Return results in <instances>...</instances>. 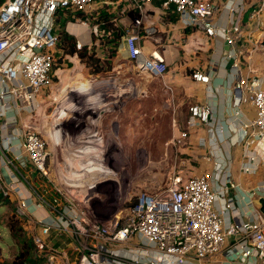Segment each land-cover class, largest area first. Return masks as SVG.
I'll return each instance as SVG.
<instances>
[{
    "label": "built area",
    "instance_id": "obj_1",
    "mask_svg": "<svg viewBox=\"0 0 264 264\" xmlns=\"http://www.w3.org/2000/svg\"><path fill=\"white\" fill-rule=\"evenodd\" d=\"M107 5H117L119 13L124 15L121 20L131 18L129 22L122 21L126 26L121 45L135 68L153 77H165L169 71L163 49L151 46L146 39L157 32L152 17L156 13L163 19L175 15L185 28L199 29L209 36L221 35L231 45L242 32L236 4H228L231 27L223 28L215 22L221 7L219 0H3L0 3V128L9 129L25 111H34L40 105L37 95L52 85L55 76L59 77L62 66L56 67L58 57L70 56L59 48L55 30L57 10L72 11L76 15L74 23L90 33L87 41L77 39V49H82L85 45L102 44V38L111 33L104 21L98 20V14ZM263 7L261 0L256 13ZM76 12H85L87 16H78ZM92 16L97 21L90 23ZM113 20L118 25L117 18ZM72 57H78V52ZM193 75L199 80H209V75L199 71ZM234 87L241 92L235 100L236 113H240L243 103L255 108V116L247 118L241 126L244 145L253 151L245 153L243 169L255 171L258 155L254 146L264 139V76L240 77ZM189 110L186 127L178 128L175 143L185 145L195 126L208 123L213 131L210 146L215 147L222 137L218 138L212 127L210 106L192 104ZM16 140L22 150L11 157L8 151ZM1 141L0 166L3 162L14 167L10 185H5L0 176L9 194L29 165L48 174L49 146L38 126L24 124ZM212 155L210 152L205 156L211 159ZM214 164L212 171L202 173L182 169L170 176L161 190H141L123 215L105 221L92 219L86 209L70 198L65 203L61 188L46 187L40 193L37 188L40 186L34 184L31 196L18 198L17 214L25 220L30 218L27 207L31 197L46 204L53 218L41 221L33 240L43 247L46 243L54 244L46 238L51 229H56L57 234L68 232L73 237V250L79 253L76 264H186L190 259L199 263L219 252L227 256L229 264H264V212H256L251 219L227 221L225 216L236 201L232 191L239 183L225 176V162ZM83 184L86 183L75 182L74 186L83 188ZM49 190L52 192L47 197ZM218 201H222L221 206ZM136 235L142 239L130 242ZM61 251L67 255L66 250Z\"/></svg>",
    "mask_w": 264,
    "mask_h": 264
},
{
    "label": "rangeland",
    "instance_id": "obj_2",
    "mask_svg": "<svg viewBox=\"0 0 264 264\" xmlns=\"http://www.w3.org/2000/svg\"><path fill=\"white\" fill-rule=\"evenodd\" d=\"M104 8L103 10H106ZM118 10L119 8L111 7L109 13L113 18H117L116 26L121 30L125 28V22H129L131 18L121 20L124 15ZM75 16L71 14L67 17L65 27L67 31L74 23ZM93 17L90 18V23L97 21ZM60 29V23L56 20L55 30L59 32ZM105 37L102 38L104 44L95 43L92 46L102 56L100 62V65H104L102 71L92 72V65L95 63L89 65L80 58L79 54L74 61L65 60L63 56L58 55L56 67L62 66V70L59 69L62 72L60 75L62 80L55 76L52 85L55 84L53 87L56 88L48 89L45 93L41 91L38 94L40 105L38 104L34 111L23 113L39 126L49 146L48 174L40 172L36 179L39 178L43 183H47V188L52 187L54 190L56 187L61 188L65 203L68 198L72 199L86 209L92 219L99 221L123 215L141 190H161L167 186L170 176L187 168L183 164L186 155L182 150L187 143L185 145L175 143L174 136L179 134L178 128L186 127L190 109L187 98L182 93L181 83L171 82L166 76L153 77L137 70L133 62L127 58L121 42L118 44V50L111 54L115 46L116 34L115 37L110 38L111 41ZM146 39L147 43L151 44L152 38ZM79 64L84 66L82 69L84 76L79 75V79L83 81L82 85L84 81L89 80L88 76L96 75L95 81L99 84L97 83L94 91H91V95L98 94L101 97L100 101L105 104L102 107L105 110L103 112L105 117L100 123V132L95 137L91 135L89 137L90 133L86 131L91 130V126L83 124L80 132L85 134L80 133L83 138L76 142V138L69 137L70 120L77 121L78 118L90 114L88 106L79 105L76 111L71 113L68 110H61L63 118L68 119L64 125L63 123L61 125V119H56L59 118L60 110L57 109L58 104L61 103V94L65 93L66 87H68L67 92L70 93L73 80L77 79L76 72L81 70L75 66ZM170 68L169 66V70ZM59 128L62 142L56 144L54 136ZM76 131L78 130L73 128L74 134ZM96 141L103 142V152L90 150L87 153L78 151L65 153L74 148H94L95 146H91ZM79 144L83 145L79 146ZM58 161L62 164L68 162L71 167L59 168ZM91 162H95L94 165L100 162L101 165L98 167L108 169L111 174L104 176L100 170L88 171L86 167L89 163L92 164ZM85 164L87 165L84 166ZM97 180L101 181L97 183ZM94 181L96 183L94 187L87 186ZM75 182L86 184H83V188L76 187ZM5 185L0 180V192L3 193V198H8L9 193ZM37 188L43 193L45 186ZM50 192L52 190L47 192V197ZM11 201L14 206H18L16 200ZM10 213V205L8 209L5 203H1L0 264H76L75 260L79 257V253H76L72 246L65 244L73 240L68 232L59 233L57 235L59 238L54 244L46 243L40 247L33 240L35 228H25V234L32 246L27 255L24 254L19 258L21 244L11 235L6 225ZM22 219L25 221V218ZM62 246L67 251L66 256L61 250H57ZM53 252L55 257L52 256Z\"/></svg>",
    "mask_w": 264,
    "mask_h": 264
},
{
    "label": "crops",
    "instance_id": "obj_3",
    "mask_svg": "<svg viewBox=\"0 0 264 264\" xmlns=\"http://www.w3.org/2000/svg\"><path fill=\"white\" fill-rule=\"evenodd\" d=\"M219 1L221 7L215 16V22L220 27H231L232 14L228 4H236L240 9L242 32L236 43L230 46V49L227 48L229 44L228 40L223 36H209L202 30L191 27L185 28L179 23L175 15L163 19L158 13L152 16L157 26V32L152 37L151 46L158 45L163 49L171 67L166 78L171 82L176 81L181 83L182 93L187 98L189 106L192 104H207L210 106L211 120L213 121L212 127H214L218 138L222 137L221 140H218L215 147H211L210 143L213 141V131L210 129V124L200 123L195 126L190 132L187 145L182 147L186 155L183 159V164L192 173H202L206 170L212 171L215 167V161L225 162V176L227 175L239 183L232 191L236 200L235 205L226 214L225 218L227 221L251 219L255 217L256 212L262 211L260 198L264 197V139L254 146L258 155L255 160L258 165L257 169L255 171H245L243 169L246 159L245 153L253 151L251 150L252 148L247 149L244 145L241 138V126L247 118L254 117L256 112L252 105L243 103L240 105V113H236L235 100L241 92L237 91L234 85L240 77L254 79L264 76V7L256 13L255 10L259 7L261 0ZM111 7L117 9V5H107L104 9L111 12ZM68 31L74 34L77 39L83 38L85 40L90 36V33L88 34V32L84 31L83 27H80L76 23H73L71 27L69 26ZM71 57L72 55L65 60L74 61V58H77L72 57V59ZM231 57H234L235 60L232 66L229 67L228 62ZM75 66L81 70L76 72L75 77L77 79L73 80L70 93L67 92L68 87H64L66 91L61 94V103L58 104L59 107L57 109L58 111L60 110V113L59 118L56 120L61 119V125L62 123L64 125V122L68 119L63 118L61 110H68L71 113L72 111H76L79 105L84 104L88 106L90 114L82 116L81 119L78 118L77 121L74 120L72 122L70 120L69 137L72 139L76 138V142H79L83 138L81 134H85V132H80L83 124L89 125L92 128L91 130H86L90 133L89 135L87 134L89 137L90 135L91 137H95L99 134L100 123L105 117V113H103L105 110L102 109L105 104L100 101L101 97L98 94H95L96 96L91 95V91H94L98 83L95 81L96 75L88 76L89 80L84 81L82 85L83 81L79 79V75L84 76L82 71L84 66L81 64ZM196 71H199L203 75H209V80L203 81L195 78L193 74ZM61 73L59 71L58 78L60 80H62ZM53 86L55 84L44 89L43 92H47L48 89L54 90L56 87ZM38 96L37 100H39ZM58 111L56 112L57 114ZM24 124L35 125L28 115L22 114L19 121L12 123L9 129L0 128V153L2 138L9 132L16 133L17 129ZM73 128L79 132L76 131L74 134L72 132ZM60 131L61 129L59 128V140L55 132L54 139L56 144H61L62 142L60 140ZM102 144V141H96L91 146H95L94 148H74L65 151V153L75 151L87 153L90 150L103 152ZM81 145L83 144H79V146ZM19 150H22V148L19 146V140H16L12 143V149L8 151V155L13 157ZM210 152L213 155L211 159H208L205 155ZM1 163L0 176L6 185H10L14 180V167L9 164L5 165L3 162ZM57 163L59 168L63 166L71 167V164L68 162L62 164L58 161ZM98 165H101L100 162L94 166ZM23 173V178H20L16 188L10 191L8 199L17 201L20 195H29L34 185L48 187L47 183H43L39 178L38 180L36 179V177H39L38 173L40 174V171L32 165L23 169ZM1 203H5L9 209V204L5 200H2ZM221 205L222 201H218V206ZM27 209L30 213V218L24 221L25 228H35L36 231H39L41 221L48 222L53 218V212L49 207L36 197H31ZM56 232V229H51V233L46 235L47 240L57 242L59 237ZM141 239L142 237L136 235L130 242L136 243ZM65 244L72 246L73 241ZM59 249L65 250L63 246L59 247ZM186 264H229V261L223 252H219L208 260H202L198 263L196 260L190 259Z\"/></svg>",
    "mask_w": 264,
    "mask_h": 264
},
{
    "label": "trees",
    "instance_id": "obj_4",
    "mask_svg": "<svg viewBox=\"0 0 264 264\" xmlns=\"http://www.w3.org/2000/svg\"><path fill=\"white\" fill-rule=\"evenodd\" d=\"M3 0H0V3ZM78 16L86 17L87 13L85 12H76ZM72 11L69 9H58L56 12V20L60 23V31L57 32L59 35V48L63 52V54H69L74 55L76 52H78L80 58L82 60H85L89 65H92V62L95 63L93 66L92 72H100L104 69V65H100L102 56L97 53V50L94 47H88L87 45L83 46L82 49H77L76 43H77V37H75L74 34L66 30V21L67 17L70 16ZM98 20L104 21V26L107 27V29L111 30V33L109 35H106L105 38H108V41H111V37H115V46L114 49L111 50V54H114L118 50V44L121 42L122 35L124 33V29H121L115 25V22L113 20V17L111 13H109L107 10L100 11V15L98 16ZM105 41L103 40L102 44H104ZM62 56V55H61ZM190 113V110H189ZM3 193L0 192V202L2 200H5L10 205L11 213L8 216L7 226L9 227V230L11 232V235L15 237L17 240H19L21 244V254L19 255V258L22 255H27L28 252L31 250V246L29 243V239L27 235L25 234V226H24V220L20 218L17 214V207L12 204V201L8 198H3Z\"/></svg>",
    "mask_w": 264,
    "mask_h": 264
},
{
    "label": "bare ground",
    "instance_id": "obj_5",
    "mask_svg": "<svg viewBox=\"0 0 264 264\" xmlns=\"http://www.w3.org/2000/svg\"><path fill=\"white\" fill-rule=\"evenodd\" d=\"M56 134H57V139L59 140V129H57L56 130ZM96 165V164H95ZM86 169L88 170V171H97V170H100L102 173H104V176L105 175H110L111 174V172H109L108 171V169H104V168H101V167H98V166H94V164L92 165V164H89L88 165V167H86ZM102 176V175H101ZM102 178V177H101ZM108 178H109V176H108ZM106 179V178H105ZM99 181H101V180H97V183L99 182ZM96 185V183H95V181L94 182H92L91 184H90V187H94Z\"/></svg>",
    "mask_w": 264,
    "mask_h": 264
},
{
    "label": "water",
    "instance_id": "obj_6",
    "mask_svg": "<svg viewBox=\"0 0 264 264\" xmlns=\"http://www.w3.org/2000/svg\"><path fill=\"white\" fill-rule=\"evenodd\" d=\"M263 44H264V39H263ZM230 46H232V45L229 43L227 48L230 49ZM234 60H235L234 57H231L229 59V62H228L229 67L232 66V64L234 63ZM260 203H261V210L264 212V197L260 198Z\"/></svg>",
    "mask_w": 264,
    "mask_h": 264
}]
</instances>
